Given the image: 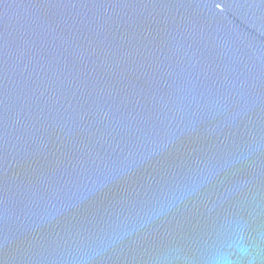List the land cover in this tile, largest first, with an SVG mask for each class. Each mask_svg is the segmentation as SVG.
Masks as SVG:
<instances>
[{"label": "water", "instance_id": "1", "mask_svg": "<svg viewBox=\"0 0 264 264\" xmlns=\"http://www.w3.org/2000/svg\"><path fill=\"white\" fill-rule=\"evenodd\" d=\"M0 264H264V0H0Z\"/></svg>", "mask_w": 264, "mask_h": 264}]
</instances>
